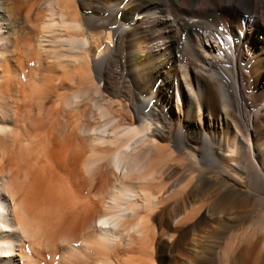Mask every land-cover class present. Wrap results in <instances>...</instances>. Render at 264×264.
Returning <instances> with one entry per match:
<instances>
[{
  "label": "bare ground",
  "instance_id": "bare-ground-1",
  "mask_svg": "<svg viewBox=\"0 0 264 264\" xmlns=\"http://www.w3.org/2000/svg\"><path fill=\"white\" fill-rule=\"evenodd\" d=\"M263 18L264 0H0V264H264V208L248 226L238 205L264 192Z\"/></svg>",
  "mask_w": 264,
  "mask_h": 264
},
{
  "label": "rangeland",
  "instance_id": "rangeland-1",
  "mask_svg": "<svg viewBox=\"0 0 264 264\" xmlns=\"http://www.w3.org/2000/svg\"><path fill=\"white\" fill-rule=\"evenodd\" d=\"M208 29H209L208 27H204L200 32L201 33H207L208 32ZM213 30L215 31V29H213ZM219 33H221V32H218V31L217 32H214V34H218V35H219ZM225 34H227V33H222V36L223 37L226 36ZM243 65H245V64L243 63ZM225 66H226V69H224V71L220 69L217 72L220 73V75L222 76V77L220 76V79H222L221 82L223 81L222 83L224 84V87L226 88L227 92L229 94L232 93V94H230V97H232L231 99L233 101V98H234L233 96H235L234 95L235 93L231 89L232 88V86H231L232 85V83H231V80H232L231 79V72L228 70L231 67V65L229 63H226ZM110 76H111V74H110ZM238 79H237L238 80L237 81V84L238 85L240 84L239 85L240 87H241V85L243 86V85H246L247 84L246 79L245 80L243 78L242 79L241 78H238ZM113 80H114V78H113ZM229 85H230V87H229ZM243 87L246 88V86H243ZM229 88L231 89V91H230ZM243 111L244 112H243L242 116L240 117V122L241 123H245L246 122L245 120H247V117L250 116V115H252L254 113L253 108L252 109L251 108H245ZM232 113H233V111H231V114ZM242 160L243 161L246 160V157L243 156ZM226 169H228L230 171V174H232V175L233 174H237L238 177H239V181H245V173L243 172V171H245L244 169H242V171L238 172L235 165H229V164L227 165V168ZM247 169L249 170V168H247ZM219 170H221V168L220 169L219 168L218 169H212L210 171H207V175L210 177V179H213V180H216V181H219V180H223L224 181V179H225L224 182H226L227 178L230 179L229 176H227L224 172H219ZM249 172L251 173V171H249ZM234 177H236V176H234ZM241 189H242V191L244 193H242L240 195V197H239L240 199H239L238 205L241 206L242 209L245 211L244 216H246V219H247L246 223H247V225L248 226H251V224H253V221H255V218L257 216L256 213H258L261 209L264 208V201H261L260 199H258V196H260V198H263L264 192L260 188H258L254 183H251V182H250V184H246V185L244 184L243 188H241Z\"/></svg>",
  "mask_w": 264,
  "mask_h": 264
}]
</instances>
